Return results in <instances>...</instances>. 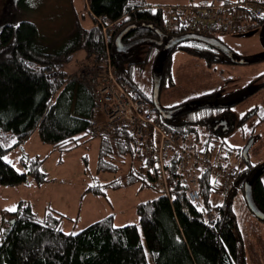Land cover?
Returning a JSON list of instances; mask_svg holds the SVG:
<instances>
[{
	"label": "trees",
	"instance_id": "1",
	"mask_svg": "<svg viewBox=\"0 0 264 264\" xmlns=\"http://www.w3.org/2000/svg\"><path fill=\"white\" fill-rule=\"evenodd\" d=\"M241 1L218 2L229 4ZM253 1L264 6L262 1ZM87 7L93 20L92 27H79L70 42L55 52L40 44L37 27L29 21H21L19 27L6 25L1 28L0 157H5L34 130L41 142L50 144L60 153L77 145L82 135L92 137L89 129L96 108L95 97L90 86L68 72L66 65L77 49H84L89 60L102 54L104 42L98 21L101 18L120 22L117 29L108 35L119 76L148 101L150 110L155 111L154 115L166 129L181 133L204 154L215 156V160L220 161L223 154L226 157L232 151L226 145V137L255 116V127L264 122L263 107L252 108L236 117L232 105L228 104L233 101V93H223L222 87L195 97L198 103L184 102L170 107L181 108L169 119L161 117L155 110L152 89L158 59L160 91L173 84L171 65L175 50L201 56L208 61L226 62L230 57L213 44L191 38L164 49L171 38L191 33L176 29L165 32L162 26L164 20L178 7H198L162 6L146 0H87ZM263 23L264 20L260 21V25ZM127 26L131 29L122 40L141 41L126 52H118L115 38ZM160 36H163L161 43L158 41ZM262 59L264 57L258 60ZM147 64L153 72L149 81L140 80L139 69H144ZM48 70L55 71L56 80L47 77ZM260 89H264V81L246 97ZM220 119L227 122L228 129L217 133L214 127ZM4 133L15 135L16 141L5 143L2 139ZM99 138V171H115L116 165L111 159L117 156L121 160L129 155L137 159L138 166L136 168L131 162L129 182L137 177L148 178L154 187L153 180L140 170V148L127 129L115 128ZM239 155L244 169L233 188L223 196L222 205L216 207L212 226L205 220V213L211 211L208 197L213 189L208 171L198 176L201 208L189 201L185 187H179L171 201L159 193L157 197L139 203L136 208L138 224L121 227L114 226L113 217L107 216L76 233H66L61 229L64 218L61 213L48 211L41 217L29 202L20 201L15 207L17 211H9L10 217L5 219L6 226L0 237V264H245L233 198L238 192L244 194L245 184L248 183L255 204L264 212V183L261 179L264 163L252 165L242 153ZM20 163L24 171H18L13 164L0 159V184L18 185L26 182L28 176L38 183L48 180L47 173L41 168L43 159L39 156L20 158ZM111 185L121 186V182L95 184L86 192L104 195V188Z\"/></svg>",
	"mask_w": 264,
	"mask_h": 264
},
{
	"label": "rangeland",
	"instance_id": "2",
	"mask_svg": "<svg viewBox=\"0 0 264 264\" xmlns=\"http://www.w3.org/2000/svg\"><path fill=\"white\" fill-rule=\"evenodd\" d=\"M147 1L162 6L206 7L220 0ZM259 1L264 3V0ZM21 21L33 23L39 32L40 44L53 52L67 45L79 27L89 29L93 25L87 0H0V33L2 27H14ZM259 34L260 27L245 34L214 35L239 58V63L231 56L226 62L208 61L201 56L175 50L171 65L173 84L160 90L161 107L180 106L184 102L195 104L198 103L195 97L222 87L223 93H233V101L229 104L236 117L255 107L264 108V89L244 98L264 81V59L258 60L264 57ZM86 58L85 50L77 49L68 61L66 70L75 74L83 63L91 61L89 58L84 61ZM159 60L155 63L154 71H157ZM139 70L140 80L149 81L153 68L147 64ZM152 113L155 114V111ZM256 119V116L251 118L243 128H237L226 137V145L232 151L229 156L223 154L220 157L225 166L235 167L240 164L238 167L244 169L239 154L249 140L252 143L247 151V160L252 165L264 163V122L255 127ZM99 147L98 136L84 134L72 149L60 153L53 150L50 144L41 142L36 130L20 145L13 147L5 155L6 161H10L18 171H24L20 158L39 156L43 159L41 168L47 173L48 180L38 183L28 176L26 182L18 185L0 184V237L6 226L5 219L10 217L7 209L16 207L20 201L29 202L41 217L48 211L61 213L64 216L61 229L66 233H76L107 216L113 217V224L117 227L138 224L137 205L157 197L158 190L149 183L148 178L137 177L129 182L131 162L138 167L137 159L129 155L121 160L117 156L111 159L116 165L115 171H99ZM215 158L213 156L212 161ZM261 179L264 183V169ZM114 181L121 182V186H106L104 195L86 192L88 187L95 184ZM211 184H216L215 174L211 175ZM223 196L217 189L210 192L208 203L213 213L216 207L222 205ZM233 211L244 249L245 264H264V221L248 209L243 193L238 192L234 196Z\"/></svg>",
	"mask_w": 264,
	"mask_h": 264
},
{
	"label": "built area",
	"instance_id": "3",
	"mask_svg": "<svg viewBox=\"0 0 264 264\" xmlns=\"http://www.w3.org/2000/svg\"><path fill=\"white\" fill-rule=\"evenodd\" d=\"M262 20L264 6L253 0H243L229 4L216 2L198 8L178 7L162 26L165 32L188 30L214 37L222 33H248L261 27ZM98 21L104 51L97 59L83 63L74 74L90 86L95 97L96 108L89 134L99 137L115 128L127 129L140 148V170L153 180L158 192L170 201L177 188L185 187L189 201L201 208L198 176L207 171L216 177L212 191L217 189L223 195L227 194L243 169L225 166L218 160L212 161L211 155L204 154L201 148L197 149L193 141L164 127L150 110L148 101L118 74L108 35L117 29L120 22L106 18ZM46 74L51 80H56L54 70H48ZM2 139L5 143L16 141L15 135L10 133H4ZM205 220L210 226L214 224L212 211L205 213Z\"/></svg>",
	"mask_w": 264,
	"mask_h": 264
},
{
	"label": "water",
	"instance_id": "4",
	"mask_svg": "<svg viewBox=\"0 0 264 264\" xmlns=\"http://www.w3.org/2000/svg\"><path fill=\"white\" fill-rule=\"evenodd\" d=\"M130 29H131V26H127L116 36L114 44H115V48L118 52H126L130 47L136 45L138 42L141 41V40H133L130 42H124L122 40L123 35L126 32H128ZM160 37L161 38L158 41L161 43L163 36H160ZM190 38L191 39H198V40H201L205 43L213 44V45L223 49L224 51H226L231 57H233L235 59L236 63L240 62L239 58H237V56L232 51H230L228 48H226V46H224L222 43H220V41H218L216 38L207 37V36L196 34V33H187L184 35L173 37L164 45V49L167 50L171 46L175 45L176 43H178L182 40L190 39ZM259 40H260V44H261L262 48L264 49V23L260 27ZM159 85H160V73L157 69V71L156 70L154 71L153 89H152V103H153L155 110L158 112V114L161 117H163L165 119H169L172 116V114L176 110H178V108L180 109L181 107L174 108V109L161 107V105L159 103V92H160L159 91ZM203 106H210V104H204ZM251 143H252V141L250 140L242 151V155H243L244 159H247V151H248L249 147L251 146ZM244 198H245L248 209L257 218L264 221V212H262L257 207V205L255 204V202L252 198L250 185L248 183H246L245 187H244Z\"/></svg>",
	"mask_w": 264,
	"mask_h": 264
},
{
	"label": "flooded vegetation",
	"instance_id": "5",
	"mask_svg": "<svg viewBox=\"0 0 264 264\" xmlns=\"http://www.w3.org/2000/svg\"><path fill=\"white\" fill-rule=\"evenodd\" d=\"M244 97V96H243ZM244 98H246V95H245V97ZM229 103H231V102H229ZM228 103V104H229ZM237 104V103H236ZM215 106L217 107L218 106V104H215ZM232 107V106H231ZM241 115L242 114H244V113H240ZM245 125H243L242 126V128L244 127ZM228 127V125H227V122L225 121V120H223V119H220V120H218L217 121V123L215 124V131L218 133V132H224V130L223 129H228L227 128Z\"/></svg>",
	"mask_w": 264,
	"mask_h": 264
},
{
	"label": "snow or ice",
	"instance_id": "6",
	"mask_svg": "<svg viewBox=\"0 0 264 264\" xmlns=\"http://www.w3.org/2000/svg\"><path fill=\"white\" fill-rule=\"evenodd\" d=\"M17 27H19V25H17ZM0 159H6V157H0ZM9 163H11V162L9 161ZM7 211L15 212V211H17V209L15 207H13V208L7 209Z\"/></svg>",
	"mask_w": 264,
	"mask_h": 264
},
{
	"label": "crops",
	"instance_id": "7",
	"mask_svg": "<svg viewBox=\"0 0 264 264\" xmlns=\"http://www.w3.org/2000/svg\"><path fill=\"white\" fill-rule=\"evenodd\" d=\"M146 1H147V0H146ZM147 2H148V1H147ZM148 3H150V2H148ZM215 3H216V2H215ZM150 4H151V3H150ZM84 29H85V28H84ZM73 54H74V53H73ZM84 61H88V57H87ZM75 70H76V69H75ZM68 72H69V71H68ZM99 141H100V138H99ZM53 150H54V149H53ZM224 165H225V164H224ZM238 165H240V164H238ZM238 165H237V166H238ZM237 166H236V167H237Z\"/></svg>",
	"mask_w": 264,
	"mask_h": 264
}]
</instances>
